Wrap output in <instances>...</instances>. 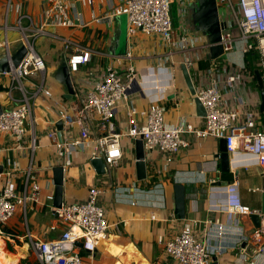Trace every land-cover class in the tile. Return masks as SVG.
Listing matches in <instances>:
<instances>
[{
  "label": "built area",
  "instance_id": "built-area-1",
  "mask_svg": "<svg viewBox=\"0 0 264 264\" xmlns=\"http://www.w3.org/2000/svg\"><path fill=\"white\" fill-rule=\"evenodd\" d=\"M36 1L42 6L39 22L36 24L27 14H20L14 26L3 25L0 37V50L7 55L9 62L8 71L3 73L8 80L5 90L8 103L2 104L0 113V136H4L6 142L0 146V152L16 151L27 157L22 169H18L17 162L9 160L10 157L0 159V237L15 243L13 238L3 234V227L20 212L26 226L23 237L40 264H92L97 240L104 238L112 226L97 201L98 195L104 192L101 186H91L82 201L63 200L59 208L52 206L53 192L43 193L34 156L40 146L38 117L34 114L35 101L40 95L49 97L58 107L56 120L48 121V127L41 134L47 140L46 145L54 151L56 164L49 168L61 165L64 169L75 151H83L85 142L90 141L89 159L101 158L107 172L117 167L123 157L122 139L140 138L145 164L161 175L167 171L174 155L189 147V141L183 137L185 133H192L196 138H225L229 154L251 155L258 164H264V122L258 117V109L248 108L243 99L236 98L231 104L227 100L232 84L241 75L239 68L225 63L228 53L239 51L244 56L257 50L264 82V0H216L219 20L223 23L218 41L221 53L207 59L206 66L194 78L195 84L192 81L194 94L191 97L197 98L205 110L202 126H195L184 118L176 124H168L165 107L157 101L144 108L129 105L139 86L134 63L138 36H144L159 47L155 61L171 73L176 66L183 64L190 75L201 60L192 54L202 37L186 28L187 0ZM172 5L176 8V25L171 16ZM121 15L126 19L124 53L108 55L100 71L74 77L80 67L91 60L92 51L57 30L83 28L90 24L111 27ZM24 18L28 20L27 25L23 24ZM9 30L18 32V39L26 50L16 67L10 62ZM39 36L59 40L70 48L64 54L73 86V94L67 103L55 98L45 87V61L35 48ZM116 111L125 113V124L119 126L118 131L113 127ZM240 116H243L241 122ZM58 121H61V129L56 127ZM93 126L98 134H93ZM155 151L163 155L160 166H155ZM49 181L53 185L52 175ZM210 181L213 193L224 194L231 190V184L216 185L217 179ZM251 190L264 194V188ZM234 192L235 195L220 206L227 215L226 222L218 218L206 220L209 226L206 233L222 240L228 226L233 225L238 229L240 239L233 243L236 249L233 264H264V210L242 204L238 193ZM32 204L46 206L52 212L55 221L50 230H55L59 224L62 226L56 237L38 239L31 235L26 225V212ZM252 214L259 218V227H255L250 236L251 244L258 246H253V254L246 249L248 236L238 226L242 216ZM151 217L155 219V216ZM191 222L196 224V220ZM190 228L169 236L162 233L156 236L157 244L176 264H210L213 256L224 253L226 244L212 243L209 238L200 239ZM241 240L246 243L244 248L239 247ZM78 241L81 247L76 245Z\"/></svg>",
  "mask_w": 264,
  "mask_h": 264
},
{
  "label": "crops",
  "instance_id": "crops-1",
  "mask_svg": "<svg viewBox=\"0 0 264 264\" xmlns=\"http://www.w3.org/2000/svg\"><path fill=\"white\" fill-rule=\"evenodd\" d=\"M207 5L208 0H187L185 5L186 28L202 37L201 43L192 51L193 55L196 54L201 59L197 63L196 69H193L190 74L194 84L197 72L203 69L206 66V60L218 51V42L214 41L205 22ZM41 10L42 6L36 0H0V37L3 35V25L14 26L16 18L20 14H27L37 24L41 18ZM85 13L88 14L87 9ZM176 17L175 10V25ZM27 23L28 20L24 18L23 24L27 25ZM121 23L122 20L117 18L111 27L90 24L83 28L62 29L69 33L78 45L92 51L91 60L81 66L74 77L84 76L89 71H100L106 57L116 54L121 49L119 43ZM89 34L96 35L97 45L88 47L89 44L78 42V38L82 39ZM138 37L139 45L134 50V63L138 71L139 86L138 93L133 95V101H130L129 105L144 108L151 102L157 101L165 107V121L168 124H176L181 118H184L195 126H202L203 117H199L195 113L193 99L184 84L180 65L175 67L173 73L168 68L158 66L155 57L158 55L159 47L150 40H146L142 35ZM8 38L11 41V52L20 42L18 32L9 30ZM52 42H56V40L39 36L35 41V48L39 53L45 52ZM101 42L103 46L99 48L98 43ZM126 43L125 33L123 50L126 48ZM4 54L0 50V58ZM61 55L64 57L62 52L57 53V57L55 56L51 63L48 62V58L43 56L45 79L47 73L51 80V83H47L45 80V87L51 91L55 98L62 103H67L69 99L64 97L66 91L52 77ZM226 56L227 62L225 61V63L239 68L241 75L232 84V90L227 94V100L231 104L236 98H241L247 102L248 108H257L259 111V89L257 90L251 84V77L244 71V56L239 51L228 53ZM46 64L49 65L50 71H47ZM7 82L6 76L0 77V83L3 86L6 87ZM15 95L19 96L18 93ZM5 96V92L0 94L2 100ZM1 103L4 105L8 102L1 101ZM57 109V105L49 97L40 95L35 101L34 114L38 117L37 130L40 136V146L35 151V163L40 170L44 194L53 192V185L49 181L53 167L49 168V166L56 164V160L53 149L46 145L47 140L41 134L48 127V121L56 120ZM258 117L260 118V114ZM239 120L241 122L243 116H240ZM260 121L262 122L261 118ZM124 124L125 113L116 111L113 127L118 131L119 126L123 127ZM94 132L99 133L96 127L93 129V134ZM183 137L189 141V147L178 151L167 171L161 175L155 174L146 164L144 180L136 178L135 146L134 140L130 138L122 139L123 157L119 165L113 168L109 175L96 174L90 165L89 150L92 146L90 141L85 142L83 151L78 149L72 155L70 164L64 168L63 200L82 201L86 198L87 191L91 186H101L104 192L98 195L97 201L104 208L109 224H112L107 235L97 240L92 264H176L157 244L156 236L159 233L169 236L184 228L188 229L189 226L200 239L209 238L212 243L220 241L226 244L224 253L215 257L218 264H233L236 253L233 243H238L240 240L238 229L233 225L228 226L222 240H219L214 235L206 233L209 226L205 221L218 218L220 221L226 222L227 215L224 210L220 209V206L226 204L235 195L234 191L238 193L242 204L250 208H261L263 192L251 189L264 188V164H258L254 156L235 153L231 154L234 157V162H232L229 171L222 172L215 157L218 140L212 137L196 138L192 133H185ZM5 142L6 138L0 136V146ZM153 155L156 159L155 166H160L163 155L158 151H155ZM6 156L10 157L9 160L17 162L18 169H22L27 162L26 154L21 152H0V159ZM235 170H237L236 179L234 177ZM211 179L231 184V190L224 194L211 192ZM175 183L183 185L185 191L186 215L182 220L175 219L173 215L172 186ZM235 183H237V188H235ZM152 215L155 216V219H152ZM20 216L23 219L21 213L18 212L7 226L12 227L18 233L20 224H24ZM27 220L32 225L28 230L33 237L38 239L56 237L62 228L59 224L55 230H50L49 227L55 220L52 212L46 206L33 204L28 206L26 223ZM191 220H196V224L194 225ZM238 226L248 236L247 245L245 243L246 249L255 252L253 246L255 248L258 246L252 245L250 239L255 229L253 221L250 217L242 216ZM17 238L23 242V235H17ZM25 242L19 243L22 252H26L30 248ZM242 242L243 240L239 243V247ZM25 255L22 253L20 257Z\"/></svg>",
  "mask_w": 264,
  "mask_h": 264
},
{
  "label": "water",
  "instance_id": "water-1",
  "mask_svg": "<svg viewBox=\"0 0 264 264\" xmlns=\"http://www.w3.org/2000/svg\"><path fill=\"white\" fill-rule=\"evenodd\" d=\"M120 17V16H119ZM125 16L120 17L123 20ZM125 23L126 19L124 18ZM205 22L209 29V32L214 38V41L218 42L220 39V29L223 27V23L219 20L218 8L216 0H208V5L205 8ZM126 33V32H125ZM123 44L125 46V35L123 37ZM122 47V46H121ZM124 48L118 50L116 54H123ZM26 50L21 42L16 45V49L11 50L10 62L16 67L23 56L25 55ZM221 53V49L218 45V51L214 55L210 56V59L217 57ZM181 74L184 80V84L191 95L194 94V86L189 75V72L183 64L179 66ZM9 62L7 55L4 54L0 58V77L3 76L4 71H8ZM255 79L258 84L259 89V111L264 112V82L261 76V72L256 69L254 70ZM52 77L62 85L63 89L66 91L64 97L70 99L73 94V86L70 79V74L66 66L65 58L61 55L60 61L57 64L56 69L54 70ZM193 103L195 107V113L199 117L205 116V110L201 102L197 98H193ZM2 110V105L0 104V113ZM56 127L61 129V121L56 122ZM218 149L215 154V157L218 160V167L222 172H228L231 165L234 162V157L226 151V139L221 138L218 140ZM135 146V170L136 178L138 180H144L146 178V164L144 161V151L142 146V140L137 138L134 140ZM90 165L94 169L95 173L98 175L106 174V169L104 167L103 161L101 158L90 159ZM2 171V165H0V172ZM234 177H237V170L234 171ZM63 178H64V169L61 165H56L52 168V181H53V200L52 206L59 208L63 201ZM216 185H227L225 181H216ZM173 190V215L175 219L182 220L185 218V191L183 185L175 183L172 186ZM261 210H264V194L262 195V205ZM251 220L253 221L256 228L259 227V218L257 215H250ZM76 245L81 247V242H76ZM241 247H245V242H242ZM210 264H218L217 258L214 256Z\"/></svg>",
  "mask_w": 264,
  "mask_h": 264
},
{
  "label": "rangeland",
  "instance_id": "rangeland-1",
  "mask_svg": "<svg viewBox=\"0 0 264 264\" xmlns=\"http://www.w3.org/2000/svg\"><path fill=\"white\" fill-rule=\"evenodd\" d=\"M122 16H124V15H121L120 17H122ZM120 17L118 16L117 18H119L120 19ZM116 18V19H117ZM125 18V17H124ZM124 18H123V20H122V23H121V26H120V30H119V43H120V45L122 46L121 47V49L122 48H124V44H123V37H124V35H125V25H126V23H125V20H124ZM57 32L59 33V34H63L64 36H66V37H68L69 36V38H71L72 39V37H71V35L69 34V33H67L66 31H64V30H62V29H58L57 30ZM62 32V33H61ZM78 40V42L80 43V44H89L88 45V47L89 46H92V45H97V37H96V35H86L84 38H82V39H77ZM102 40V39H101ZM75 41V40H74ZM103 46V44H102V42L101 43H98V47L99 48H101ZM37 50V49H36ZM38 51V50H37ZM68 51H70V48L67 46V47H65V44L63 43V42H61V41H59V40H56V42H52L51 44H50V47L48 48V49H46L45 50V52H42L41 51V55L42 56H44L45 58H48V62L49 63H51L53 60H54V57L56 56V54L58 53H60V52H62L63 54H66V53H68ZM57 57V56H56ZM46 69H47V71H50V69H49V65L48 64H46ZM46 81H47V83L49 82V83H51V80L49 79V76H47V73H46V79H45ZM4 95V94H3ZM1 101L2 102H8V98L5 96L4 97V99L2 100L1 98H0V104L2 105V103H1ZM38 153V152H37ZM36 153V154H37ZM34 156H35V154H34ZM112 171V169L111 170H107V172H106V175H109V173ZM114 171V170H113ZM21 217V216H20ZM21 219H22V217H21ZM20 219V220H21ZM19 220V221H20ZM31 227H32V225H31V223L29 224V222H28V220H27V228L30 230L31 229ZM21 228H22V230H21ZM20 233L22 234V235H24L25 233H26V226H25V224H20ZM3 234L5 235V233L3 232ZM23 239V242H25V240H26V238H22ZM4 240V243L6 244V250L8 251V252H11V253H13V254H18L19 253V251H21V249H22V247H21V245H20V247L21 248H19V243H18V241L22 244L23 242H21V240L20 239H14V241H16L15 243H10V242H8L7 240H5V239H3ZM26 243V242H25ZM11 245H12V248H11ZM14 245H16V247H14ZM24 245V244H23ZM12 249V251H11V249ZM1 249V248H0ZM2 250V249H1ZM4 251V250H3ZM6 252V251H5ZM21 253H23V255L24 254H26L24 257H26L28 260H30V261H32V262H34V263H38V260H37V258H36V255L34 254V252L30 249V248H28L27 249V251L26 252H22L21 251ZM11 256V255H10ZM21 256V255H20ZM19 255H18V260H17V263L16 264H19V261H20V259H22V258H24V257H20ZM10 259H12V260H15V258L14 257H12L11 256V258ZM9 262V260L6 262V264ZM5 263V262H4ZM4 263H1L0 262V264H4Z\"/></svg>",
  "mask_w": 264,
  "mask_h": 264
},
{
  "label": "trees",
  "instance_id": "trees-1",
  "mask_svg": "<svg viewBox=\"0 0 264 264\" xmlns=\"http://www.w3.org/2000/svg\"><path fill=\"white\" fill-rule=\"evenodd\" d=\"M175 10H176L175 6L172 5L171 16H172L173 22H174V18H175ZM259 60H260V56H259L257 50H251V51L247 52L246 54H244V57H243L244 71L246 74H248L251 77V84L257 90H258V84H257L256 79H255L254 70L260 69ZM5 90H6V87L0 83V94L5 92ZM259 114H260V118L262 119V122H264V112H261ZM20 181H21V179L18 178L19 183H20ZM3 232L5 233V236H9L10 238H14V239H17V235H22L20 233V231L18 233V231L13 230L12 227H7V226L3 227ZM18 243H20V242L18 241ZM11 248H12V246H11ZM11 251H12V249H11ZM16 263H17V261H16ZM19 264H40V263L39 262L34 263V262L28 260L26 257H24V258L20 259Z\"/></svg>",
  "mask_w": 264,
  "mask_h": 264
},
{
  "label": "bare ground",
  "instance_id": "bare-ground-1",
  "mask_svg": "<svg viewBox=\"0 0 264 264\" xmlns=\"http://www.w3.org/2000/svg\"><path fill=\"white\" fill-rule=\"evenodd\" d=\"M0 262L6 264V262L9 260V262L7 264H16V261L18 260V255H22L21 251H19L18 254H13L11 252H8L5 248H4V240L2 237H0ZM20 248V247H19ZM25 249V248H24ZM4 250V251H3ZM6 251V252H5ZM25 252V251H24ZM15 258V260L10 259L11 256Z\"/></svg>",
  "mask_w": 264,
  "mask_h": 264
}]
</instances>
